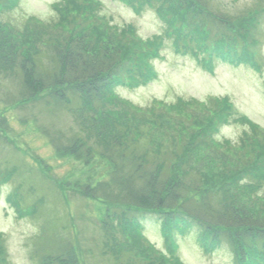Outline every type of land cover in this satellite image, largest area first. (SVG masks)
<instances>
[{"label": "trees", "instance_id": "16d2710c", "mask_svg": "<svg viewBox=\"0 0 264 264\" xmlns=\"http://www.w3.org/2000/svg\"><path fill=\"white\" fill-rule=\"evenodd\" d=\"M119 1L136 15L151 9L163 24L161 35L141 39L131 25L110 26L109 19L100 14L98 1L60 0L53 6L55 10L59 12L63 7L65 11L87 14L91 31L73 27L67 35L38 25L14 29L0 18V78L16 83L18 103L31 101L56 108L79 98V105L70 109L79 133L64 137V141L60 133L43 129V134L61 156L86 163L99 157L108 163L107 180L76 185L73 191L104 204L105 246L117 261L129 253L137 264H181L174 254L172 235L196 228L198 242L205 251L225 242L235 264H264V196L258 195L264 185V132L247 119L238 118L236 121L250 128L254 140L241 139L235 145L237 151L231 153L210 152L205 167L212 163L214 170L210 167L205 171V184L200 170V174L187 170L178 176L163 175L172 158L166 155L164 145L154 154L149 152L151 146L127 150V142L137 140L136 135L138 139L144 136L132 129L137 120L144 121V116L138 119V107L114 93L117 86L132 88L156 77L151 62L160 57L163 39L177 54H191L197 59L201 56L199 62L207 71L212 70L216 59L259 70L253 51L255 41L250 37L258 18L234 19L217 11L211 0ZM16 3L0 0V17L3 10L10 11ZM65 25L68 23L64 17L55 24L60 29ZM41 54L48 57L46 69L35 61ZM208 102L205 106L211 116L192 136L188 149L198 148L202 139L205 147L214 146V135L231 117L227 99ZM143 111L154 113L152 109ZM223 143L226 148L232 146L229 141ZM218 164L224 168H217ZM213 177L222 184L214 192L207 188ZM11 203L21 213L20 200L18 203L13 197ZM146 216L161 222L167 253L144 238ZM67 250L56 258L42 256L40 264H80L73 249ZM2 251L0 246V255Z\"/></svg>", "mask_w": 264, "mask_h": 264}, {"label": "rangeland", "instance_id": "374dc122", "mask_svg": "<svg viewBox=\"0 0 264 264\" xmlns=\"http://www.w3.org/2000/svg\"><path fill=\"white\" fill-rule=\"evenodd\" d=\"M59 1L17 0L10 11L3 10L0 18L14 29L38 25L46 31L53 27L54 31L67 35L71 32L68 29L73 27L78 31H91L92 23L87 14L65 11L63 7L58 12L53 6ZM211 1L217 11L234 19L247 16L260 19L250 34L255 45L257 43L259 70L247 65L233 67L215 60L212 70L207 71L199 62L201 56L197 59L191 54H177L169 41L163 39L165 47L152 63L156 79L135 89H116L119 97L138 107L137 112L141 113H136L138 119L144 116V121L137 120L134 123L137 128H132L144 136L138 139L136 135L138 143L135 139L127 142V150L138 151V148L151 146L153 149L149 152L154 154L162 144L166 155L172 156L163 175L178 176L187 170L200 174L201 171L204 184L205 171L210 167L214 170L212 163L205 167L210 152L231 153L237 151L235 147L241 139L254 140L248 126L230 119L214 136V146L205 147L202 139L198 148L188 149L192 136L203 129L211 116L206 108L209 98L227 97L234 106L236 118L245 116L264 130V0ZM99 2L100 14L109 19L110 26L131 25L142 39L161 35L163 31V24L151 9L136 15L119 0ZM63 17L68 25L60 29L55 24ZM47 60L44 54L35 57L45 69L49 64ZM17 95L16 83L0 78V246L3 250L0 264H40L42 256L56 258L65 248L73 249L80 264H137L129 253L118 261L108 254L107 237L102 231L104 204L73 191L76 185H94L107 180L108 163L99 157L86 163L61 156L43 134V129H48L51 134L60 133L65 140L79 133L70 113V109L79 105V98H71L65 106L47 108L38 102L18 103ZM179 99L182 102L178 106ZM149 109L154 113L143 111ZM223 141L232 143L233 148L231 145L226 148ZM217 168L224 166L218 164ZM8 178L9 181L4 182ZM216 182L213 177L207 188L214 192L222 185ZM202 190L205 191V185ZM258 195L264 196V185ZM13 197L18 203L20 200L21 213L13 207ZM143 235L152 246L167 253L161 222L156 217L144 218ZM198 235L196 228L176 235L175 253L181 264H235L227 243L206 253L198 242ZM133 251L138 258L139 254Z\"/></svg>", "mask_w": 264, "mask_h": 264}]
</instances>
